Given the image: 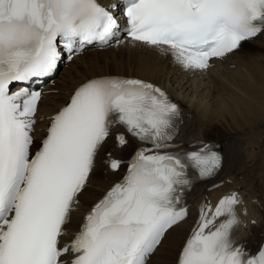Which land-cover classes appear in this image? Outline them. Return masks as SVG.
<instances>
[{"label": "snow or ice", "instance_id": "obj_1", "mask_svg": "<svg viewBox=\"0 0 264 264\" xmlns=\"http://www.w3.org/2000/svg\"><path fill=\"white\" fill-rule=\"evenodd\" d=\"M125 32L134 42L169 52L183 67L207 70L242 41L264 32V0H121ZM121 25L98 0H0V264H148L165 234L184 221L190 171L213 177L222 156L211 145L170 154L179 107L138 79L103 77L80 86L52 117L32 153L38 91L11 92L55 74L60 46L71 57L86 45L119 40ZM151 145L136 152L127 175L90 210L61 246L95 159L114 126ZM123 147L125 136L117 137ZM115 171L119 161H111ZM238 194L204 204L176 264H264L233 239ZM246 214V213H245ZM220 218L221 222L216 223Z\"/></svg>", "mask_w": 264, "mask_h": 264}, {"label": "bare ground", "instance_id": "obj_2", "mask_svg": "<svg viewBox=\"0 0 264 264\" xmlns=\"http://www.w3.org/2000/svg\"><path fill=\"white\" fill-rule=\"evenodd\" d=\"M260 35L253 42L246 43L251 46L256 45L252 47V51H247L252 53L258 50L255 55L243 56L242 51L237 50L225 60H217L216 64L207 70L186 69L174 59L171 53L136 42H128L108 51L89 52L78 57L70 69L64 72L59 88V91L66 95V92L73 91L77 85L93 77L124 76L162 85L177 97L185 106L186 112L194 116L189 126V120L186 121L178 141L191 144L198 139L216 140L222 143L226 156L224 168L218 179L197 187L190 195L189 201L196 199L199 203L201 200L199 195L205 192L208 195L209 204H214L222 197L224 194L222 192L235 188L237 184L240 185L242 188L237 189H240L243 196L245 192L249 193L247 201L250 203V200L256 198L260 205L255 206L260 216L256 218L249 210L246 218L249 221L247 231L238 234L239 243L246 250L253 252L264 240V193H260L264 192V168L262 167L264 160L255 156L252 160L250 159V162L248 161L254 156L250 152L252 145L260 148L258 142L264 138V64L255 67L264 56V32ZM247 52L244 53L247 54ZM212 84L218 87L216 91L209 89ZM59 96L61 95L56 97ZM67 97L68 95L62 102H55L53 108H47V110L55 112L67 101ZM45 110L41 109V112ZM132 147L133 142L123 148L114 147L110 140L104 144L99 152L89 184L79 196L80 203L92 205L120 177L119 173L108 171L103 163L105 159L103 153L108 149L114 157L124 159L132 151ZM254 163L258 164L254 167L259 168L263 173L258 184L255 182L258 170L253 171L250 167ZM227 179L238 183L229 186L226 183ZM219 181L226 183L225 189L209 192L208 187ZM257 188L258 191H256ZM241 209L242 204L238 206V210L241 211ZM78 217L79 214L75 213L72 230L77 226ZM192 219L166 234L149 264H176L181 246L192 229L197 215L195 214ZM252 219H256L255 225L251 223ZM244 223L245 218H242L238 233L242 231Z\"/></svg>", "mask_w": 264, "mask_h": 264}, {"label": "rangeland", "instance_id": "obj_3", "mask_svg": "<svg viewBox=\"0 0 264 264\" xmlns=\"http://www.w3.org/2000/svg\"><path fill=\"white\" fill-rule=\"evenodd\" d=\"M256 45H254V46H251V44H246L245 46H244V48H243V50H242V52H241V55H243V56H247L248 54H252V55H255L256 54V52H258V50H254V52H247L248 50H250V51H252V47H255ZM244 52H247V54H245ZM263 60L262 61H260L258 64H256L255 65V67L257 66V65H259V64H264V56L263 57H261ZM234 67V66H233ZM216 85H210L209 86V89H211L212 91H216L217 89H218V87H215ZM259 143V145H260V148H258L257 146H255L254 144V146L252 145V150L250 151L251 152V154H253L254 156H252V158L250 157L249 158V162L256 156V157H258V159L260 158L261 160H264V138L260 141V142H258ZM256 144V143H255ZM246 147H247V145H245ZM244 146V147H245ZM254 147V148H253ZM254 150V151H253ZM251 159V160H250ZM257 159V160H258ZM263 165H262V167L264 168V162L262 163ZM258 166V164L257 163H254V164H251V169H253V171H255V170H258V174H256V179H255V182H257V184H258V181H259V178L261 177V175L263 176V173L262 172H260V169L259 168H257V167H254V166ZM250 169V170H251ZM252 171V172H253ZM260 172V173H259ZM253 176H255V175H253ZM262 182V181H261ZM229 184H232V183H229ZM255 184V183H254ZM255 186V185H254ZM253 187V186H252ZM259 189L257 188L256 189V191H258ZM260 192V191H259ZM259 192H256V193H259ZM261 194L262 193H264L263 191L262 192H260ZM255 204H257V203H255ZM255 215H257L258 216V211H256L255 210Z\"/></svg>", "mask_w": 264, "mask_h": 264}]
</instances>
